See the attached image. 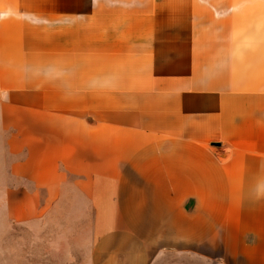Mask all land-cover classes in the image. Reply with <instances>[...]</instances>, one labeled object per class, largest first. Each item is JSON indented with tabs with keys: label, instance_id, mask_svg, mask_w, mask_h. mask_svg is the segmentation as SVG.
<instances>
[{
	"label": "crops",
	"instance_id": "1",
	"mask_svg": "<svg viewBox=\"0 0 264 264\" xmlns=\"http://www.w3.org/2000/svg\"><path fill=\"white\" fill-rule=\"evenodd\" d=\"M0 102L96 157L50 182L93 264H264V0H0Z\"/></svg>",
	"mask_w": 264,
	"mask_h": 264
},
{
	"label": "rangeland",
	"instance_id": "2",
	"mask_svg": "<svg viewBox=\"0 0 264 264\" xmlns=\"http://www.w3.org/2000/svg\"><path fill=\"white\" fill-rule=\"evenodd\" d=\"M3 103L0 102V264H93L96 222L90 219V213L80 214L79 206L65 205L69 200L64 202L54 194L63 191L61 183L60 188L53 189L50 182L67 166H94L96 157L67 140L48 139L45 133L54 131L42 123L34 126L40 133L38 140L37 135L31 140H13L15 123L28 122L34 114L17 110L15 118L14 108ZM150 264L224 262L221 254L165 251L155 255Z\"/></svg>",
	"mask_w": 264,
	"mask_h": 264
}]
</instances>
